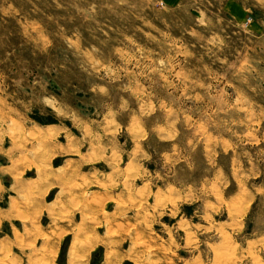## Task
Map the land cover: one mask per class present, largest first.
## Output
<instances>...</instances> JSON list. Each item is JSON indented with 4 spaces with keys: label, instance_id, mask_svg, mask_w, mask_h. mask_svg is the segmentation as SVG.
<instances>
[{
    "label": "rangeland",
    "instance_id": "rangeland-1",
    "mask_svg": "<svg viewBox=\"0 0 264 264\" xmlns=\"http://www.w3.org/2000/svg\"><path fill=\"white\" fill-rule=\"evenodd\" d=\"M256 10L0 0V264H264Z\"/></svg>",
    "mask_w": 264,
    "mask_h": 264
},
{
    "label": "crops",
    "instance_id": "crops-1",
    "mask_svg": "<svg viewBox=\"0 0 264 264\" xmlns=\"http://www.w3.org/2000/svg\"><path fill=\"white\" fill-rule=\"evenodd\" d=\"M231 1L244 2V1H248V0H231ZM253 1L256 2L257 10L254 13L255 14V17H254L255 21H253V23L251 25V30L257 32L258 34H263L264 33V0H253ZM232 7L237 9V4H232ZM240 7H241V9H244L245 6L240 5ZM250 10L253 12V10L250 9L249 7L245 8V11L247 13L250 12ZM240 14L244 16L246 13L243 14V12H242Z\"/></svg>",
    "mask_w": 264,
    "mask_h": 264
},
{
    "label": "bare ground",
    "instance_id": "bare-ground-1",
    "mask_svg": "<svg viewBox=\"0 0 264 264\" xmlns=\"http://www.w3.org/2000/svg\"><path fill=\"white\" fill-rule=\"evenodd\" d=\"M75 247V246H74ZM76 248V247H75ZM75 254V250H74V248H72V250H70V252H69V255H74Z\"/></svg>",
    "mask_w": 264,
    "mask_h": 264
}]
</instances>
